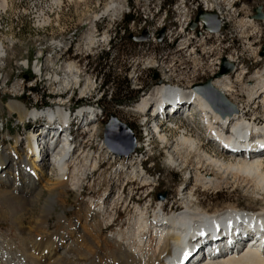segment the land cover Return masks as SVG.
I'll use <instances>...</instances> for the list:
<instances>
[{
	"label": "rangeland",
	"instance_id": "obj_1",
	"mask_svg": "<svg viewBox=\"0 0 264 264\" xmlns=\"http://www.w3.org/2000/svg\"><path fill=\"white\" fill-rule=\"evenodd\" d=\"M7 1V8L0 12V43L3 46L0 60V122H12L13 125L7 134H0L1 157L11 148L18 133L21 137L25 135L22 128H17L16 124L27 119H44L45 112H48V109L55 112L57 105L66 109L68 106L80 108L86 104H94L92 111L95 105L102 111L99 121L95 126L91 125V131L95 130L94 135L90 138L87 135L85 141L81 139L82 154L90 147L89 144L98 149L102 148L103 128L110 117L130 129L137 146V156L129 160L118 159L112 155L106 157L103 152L98 153L95 157L97 167L93 173L83 167L88 161L87 157L82 154L72 156L75 172L72 176L74 179H80L77 192H72L68 186L62 185V181L68 180L60 181L56 177V170L49 163L50 158L44 159L42 170L40 169L41 177L37 182L38 186L42 187V196L37 206L49 201L58 204L55 214L52 213L50 225L54 223V217L60 216L64 224L61 233H74L72 228L81 231L87 210L100 207V201L106 195L102 207L112 223L99 221L102 233L98 240L108 239L116 234L126 235L132 229L134 207L145 205L148 208L145 219L147 222H151L152 210L158 205L170 207L174 204L178 211L182 210V195H192L188 202L185 199L184 205L187 203L189 209L195 210L197 207L201 212H206L205 218L223 214L228 209L231 211L222 216L234 213L240 216L249 215L246 212L257 214L264 209L262 195L254 193L250 184L227 179L218 188L202 190L195 185L193 178L188 185L183 183L186 171L193 174V159L189 160V166L184 171L168 166L166 156L174 148L175 141L180 136L179 131L186 128L192 130V134H198L202 149L207 154L225 159V156L206 145L198 116H194L192 120L174 119L170 124L160 127L159 132L167 139V144H163L156 134H151L149 128L142 125L143 118L136 112V108L157 86H176L189 91L195 86L204 85L218 73L223 59L227 61L231 58L234 61L233 66L242 68L246 73L245 81H253V74L264 66V62L258 61L264 48V20L253 21L251 17L254 15V9L258 7L264 16V0H216L221 11L228 13L224 16V26L216 34L217 37L204 32L200 23L193 31L189 29L197 13L203 11L202 0H60L59 8L52 6L49 2L51 0ZM228 1L234 3L232 10H226V6H223ZM110 5L117 11L104 13ZM210 13L216 14L214 10ZM127 18H132L128 24ZM247 19L253 22L251 26H244L243 23ZM160 32H163V39L159 43L157 38ZM144 33L147 36L144 42L136 43L129 39L141 37ZM90 36L96 44L87 48L85 44ZM255 53L256 58L253 55ZM67 66L73 68L70 76L66 71ZM237 73L229 75L230 80H233ZM71 76L76 79L77 84H72ZM107 77H110L108 83L102 86ZM235 88L240 91V86L236 85ZM147 94L148 96L144 97ZM114 97L121 99L124 104H114ZM131 99L136 100L127 104ZM230 99L226 101L235 107V111H239L240 99ZM245 100H241V103L244 104ZM11 101L20 103L30 116L20 122L18 115L7 109ZM259 106L258 104L256 107H246L248 121L260 118ZM43 108L45 109L42 110ZM84 109L77 111L76 116ZM263 122L261 119V123ZM256 125L255 123L254 130H257ZM146 131L152 156L139 157L143 154L142 145L146 142ZM76 139L80 141L79 138ZM21 158L23 159L20 157L10 169L16 166ZM145 159L147 162L143 163L141 168L147 184L141 186L131 178L134 175H142L139 173L138 160L143 162ZM117 170L120 171L118 174ZM208 173L213 175L211 171ZM81 174L85 175L86 179L81 178ZM31 180L37 181L32 177ZM6 181L7 178H0V182ZM10 188L8 186L6 189H0V239H3L1 240L4 249L12 253L18 249V242L9 225L10 216L18 209L21 210L24 205H13V202H18L20 195L12 194ZM2 192L4 194H1ZM158 196L164 197L163 201H158ZM118 197H121L120 202ZM6 203H10L9 206H6ZM37 215L38 211L34 210L31 218ZM26 223L24 221L22 225L26 226ZM107 226L110 228L106 229ZM57 228H61V224H56V228H49L48 231H57ZM146 238L145 235L143 240ZM95 246L93 245L92 249ZM112 250L113 242H110L107 249H100L99 255ZM83 263L85 262H77Z\"/></svg>",
	"mask_w": 264,
	"mask_h": 264
},
{
	"label": "bare ground",
	"instance_id": "obj_2",
	"mask_svg": "<svg viewBox=\"0 0 264 264\" xmlns=\"http://www.w3.org/2000/svg\"><path fill=\"white\" fill-rule=\"evenodd\" d=\"M49 2L55 8H59L61 5L60 0H51ZM8 3L7 0H0V12L5 11ZM202 5L203 11L206 13L213 12L214 10L220 23L224 26V16L228 15V13L226 14L227 11L225 13L221 11L216 0H202ZM233 5L234 3L231 4V2L228 1L223 6H226V10H232ZM115 9L113 5H110L105 9L104 13L117 11ZM243 24L244 26H251L253 22L247 19ZM209 35L213 37L218 36L216 34ZM86 41L85 45L87 48L96 44L91 36L88 37ZM2 51L3 46L0 43V60ZM253 55H255V58L257 57L256 53ZM262 58L263 57L258 58V61L264 62V58ZM227 62L232 66L234 64L231 58L227 59ZM66 71L70 76V74L73 73V68L67 66ZM235 72L238 73L233 80H230L229 75ZM232 73L218 77V71L216 75H213L214 77L212 80H209L211 88L222 95L223 98L229 101L231 100L230 97L240 99V110L236 111L231 116H226L221 119L211 108L200 91L196 89V86L193 87L192 90H182L181 92L178 91L179 89L175 90L174 86H157L150 96L146 97L137 107L138 109L136 108V112L142 113L146 105L157 102H159V108L161 109L163 102L176 95L193 96L190 102L192 107L198 108L203 118L201 119V123H203L205 131L209 135H216L215 140L220 147L230 148L231 141H242L244 137L248 138L253 136L256 137L257 140H263L264 122L261 123V119L264 121V66L253 74V81H245L246 73L242 68L233 66ZM71 82L72 84L78 83L72 76ZM236 85L240 86V91L236 90ZM243 99H246L244 104L241 103ZM258 104L261 109L260 118H258V120L254 118L248 121V119H246L247 114L245 113L246 107L252 105L256 107ZM62 108L63 106L57 105V107L54 108L55 112H50L52 110L48 109L44 117L49 119L47 120L49 122H55L56 119H58L60 123L67 124L68 116L65 112L66 110ZM7 109L9 112L18 115L20 122L24 120L26 116H30V114L25 111L24 107L16 101L9 102ZM256 109H258V107ZM96 110L97 105L94 107V111ZM85 114L91 116V118L93 117V114L85 109L78 113L79 116ZM56 115L58 118H56ZM255 123L257 124V130H254ZM225 126H227L231 134L221 137V135H219L221 134L219 132L220 127ZM158 129L159 128H155L154 131L158 140L163 144H167L166 137L161 135ZM177 130L178 129H176V131ZM191 131L192 130H187V128L179 131L180 136L175 141L174 148L166 156L168 166L178 168L179 171H184L186 167L189 166V160L193 159V174L188 171L184 173V181L189 178L187 183L184 182L185 185H188L191 178H193L195 185L199 188L202 190H210L218 188L219 185L227 179L232 182L240 180L239 182L243 184H250L253 187L252 191L254 193H260L262 195L261 200L264 202V156L255 157L252 155L255 158L251 157L248 159H241L236 156L229 159L227 158L228 160H225L226 158L211 157L202 149V142L198 134H196V136L192 134ZM29 137L30 135H26L28 142L30 139ZM13 149L14 147L7 149V153L4 152V157H1L2 154H0V172H4V177L7 178L6 182H0V189H6L8 186L9 188L11 187L12 194L18 193L20 195L18 202H13L15 200L12 201L13 205L22 203L24 206L21 210L18 209L13 216H10L9 222L10 227L13 229L14 237L18 242V249L12 253L8 252L4 249L3 239L1 238L0 264H77L78 261L85 262L83 264H176L180 256L184 253L189 238L197 236L200 233L204 235L212 226L221 229L223 232L228 230L232 232L239 227V224H244V229H247L248 232H255L256 229H264V209L257 214L254 212L249 215L244 214L240 216L234 213L222 216L231 211V209H228L223 214H214L215 216H210L211 218H205V215H207L206 212H201L197 207H195V210L189 209L187 203L184 205L185 199L186 202H188V200L192 198V195L189 194L185 197L183 195L181 196L180 201H183V209L180 211L174 207V204L170 207L158 205L154 208V210L158 211L152 210L151 222L145 220L148 209L145 205L142 207H134V216L131 219L133 222L132 229H130L126 235L116 234L112 237H108V239L103 238L102 240H98V236L102 233V227L99 221L112 223L102 207L103 203L99 204L100 207H91L87 210V216L81 226V231H78L77 228H72L74 233H61L60 230L64 227V224L63 221L61 222L60 216L53 218L54 223L52 225L49 223L52 213L55 214L58 204L49 201L42 204V206H37V202L40 196H42V187L38 186L39 184L37 183L40 180L41 172L35 162L30 158H28L27 161L26 158H23L17 165L14 164L16 166L10 169V174L7 171L6 163L10 156L9 151ZM28 149L30 150V148ZM68 149L69 145L67 146L65 141L56 152H51L50 162L52 168L57 172L56 177L60 181L63 179L68 180L67 182L62 181L61 184L68 186L70 191L77 192L80 187V179H74L72 176L75 174L74 162L72 163V155L67 154ZM83 157H87L88 159L83 166L84 169L91 173L95 172V168L97 167L95 157L97 156L85 154ZM133 157L134 156L126 160L134 159ZM206 169L213 172V175L211 176L208 171L206 172ZM15 172H18V174L16 175ZM20 173L22 174L21 176ZM139 173L142 175H132L133 177L131 176V179L138 181L141 186H146L147 181L145 179V174L142 170H139ZM8 176H10L9 179ZM31 177L35 178L37 181L31 180ZM81 178L86 179L85 175H82ZM43 191L45 190L43 189ZM1 194H4V192ZM117 200L120 202L121 197H118ZM7 204L8 203H6V206H9L10 203ZM9 209L11 208L9 207ZM34 210L38 211V215L37 217L31 218V214ZM160 213L162 215H160ZM203 216L204 218H202ZM219 216L221 217L219 218ZM24 221L27 222L26 226L22 225ZM201 221H206L207 223H200ZM197 222L200 224L195 225ZM56 224H61V228H57V231H48L49 228H56ZM109 226L112 227V224ZM109 226H107L106 229H109ZM145 235L147 238L143 240ZM250 240L251 239H249V241ZM110 242H113L112 252L99 255V253H101L100 249L102 247L107 249V245H109ZM93 245L96 246L92 249ZM93 255H95V257ZM89 261L91 262L89 263ZM208 264H264V252L261 254H257L252 250L245 253L240 252L225 259L212 261Z\"/></svg>",
	"mask_w": 264,
	"mask_h": 264
},
{
	"label": "water",
	"instance_id": "obj_3",
	"mask_svg": "<svg viewBox=\"0 0 264 264\" xmlns=\"http://www.w3.org/2000/svg\"><path fill=\"white\" fill-rule=\"evenodd\" d=\"M251 19L254 21L264 20L260 7L254 9V15ZM198 23L202 24V30L208 34H218L220 32V21L216 14L206 13L204 11L198 12L189 29L193 31ZM129 39L133 42L140 43L146 41L147 36L144 33L141 37H130ZM162 39L163 32H160L157 41L160 43ZM259 56L264 57V48ZM232 72L233 66L223 59L221 61L218 77L229 75ZM196 89L200 91L208 104L220 116V118L223 119L236 112L233 105L229 104L222 95L211 88L209 80L204 85L196 86ZM103 144L114 157L119 159L129 158L136 149V141L130 129L113 117H110L108 123L103 128ZM157 199L163 201L164 197L158 196Z\"/></svg>",
	"mask_w": 264,
	"mask_h": 264
},
{
	"label": "trees",
	"instance_id": "obj_4",
	"mask_svg": "<svg viewBox=\"0 0 264 264\" xmlns=\"http://www.w3.org/2000/svg\"><path fill=\"white\" fill-rule=\"evenodd\" d=\"M131 21H132V18H127V19H126V24H128V23L131 22ZM108 79H110V77H107V78L104 80L102 86H104V85H106V84L108 83ZM116 98H118V97H114V99H113L114 104H117V105L124 104V102L121 101V99L118 100V99H116ZM135 100H136V99L128 100V101H127V104H131V102H133V101H135ZM45 104H46V103H44V105H45Z\"/></svg>",
	"mask_w": 264,
	"mask_h": 264
}]
</instances>
